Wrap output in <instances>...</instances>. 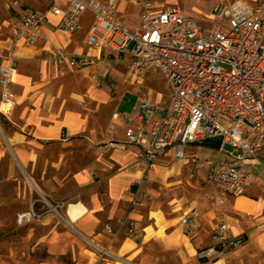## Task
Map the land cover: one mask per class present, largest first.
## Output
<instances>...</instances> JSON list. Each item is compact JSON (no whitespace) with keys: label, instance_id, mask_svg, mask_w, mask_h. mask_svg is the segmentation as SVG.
I'll use <instances>...</instances> for the list:
<instances>
[{"label":"crops","instance_id":"crops-1","mask_svg":"<svg viewBox=\"0 0 264 264\" xmlns=\"http://www.w3.org/2000/svg\"><path fill=\"white\" fill-rule=\"evenodd\" d=\"M141 1H117L122 21ZM11 19L0 25L5 50ZM88 20L84 16L72 34L49 18L39 40L14 50L16 105L0 122V264H199L222 219L230 229L228 250L206 264H264V145L245 192L227 197L224 205L207 196L217 195L207 168L172 151L147 169L140 148L124 142L125 125L113 118L115 112L132 114L122 109L118 79L120 73L124 83L129 57L121 54V63L106 66L105 58L115 55L85 44ZM49 42L98 60L69 76L56 75L44 61ZM186 155L210 160L219 152L193 143ZM45 200L80 204L81 211L74 218L68 211L62 219L48 215L42 222L15 223L22 211L44 210ZM184 216L195 225H183Z\"/></svg>","mask_w":264,"mask_h":264},{"label":"built area","instance_id":"built-area-1","mask_svg":"<svg viewBox=\"0 0 264 264\" xmlns=\"http://www.w3.org/2000/svg\"><path fill=\"white\" fill-rule=\"evenodd\" d=\"M117 1L49 0L44 9L27 10L20 18L8 20L11 43L6 50L0 47V114L9 116L16 105L15 48L39 40V28L49 18L56 19V28L74 34L81 29L84 16L90 15L84 42L115 55L105 58L106 66L122 62L120 56L125 54L129 58L124 82L134 91L142 92V82L152 70L162 74L169 89L166 101L142 93L132 114H113L125 125L124 142L140 148L147 169L167 151L197 168H207L208 181L217 192L207 196L217 203L224 205L227 197L242 195L249 184L250 167L261 164L259 151L264 145V0H219L199 18L179 6L159 9L146 1L135 29L122 22ZM97 60V56L71 53L53 42L44 56L56 75ZM212 139L218 143V158L189 160L186 149L190 144ZM45 205L41 212L18 213L15 223L42 222L48 215L62 219L73 203L45 200ZM181 223L195 225V219L184 216ZM106 229L112 231L110 225ZM229 233L223 219L215 224L209 244L200 253L206 263L228 250Z\"/></svg>","mask_w":264,"mask_h":264},{"label":"rangeland","instance_id":"rangeland-1","mask_svg":"<svg viewBox=\"0 0 264 264\" xmlns=\"http://www.w3.org/2000/svg\"><path fill=\"white\" fill-rule=\"evenodd\" d=\"M146 1L153 3L159 9L169 6H179L185 12L199 18L204 16L217 0H142L138 3L140 6L139 10H129L123 15L124 20L130 24L129 25L123 20L122 22L126 26H128L129 28L131 26V29H135L140 25L141 15L143 13L144 3ZM48 3L49 0H0V25L3 24L6 19H10L13 17L20 18L21 15L20 13H18L19 8L22 10L44 9L47 7ZM88 22L90 23V20H88ZM123 67L124 65H121V68ZM70 74H72V72H67L63 75V77L69 76ZM118 79L123 85L120 88V90L122 91V109L126 110L127 112H132L133 105L136 103L139 95H141L142 93H145L155 101H166L169 98L168 86L162 74L157 70H152L144 78L141 86L142 92L140 93L133 91V87L129 84L125 82L123 83L120 73L118 74ZM0 122L2 124L5 122V119L1 114ZM19 234L20 232H18V235ZM39 258L40 256H37L32 260L35 261Z\"/></svg>","mask_w":264,"mask_h":264},{"label":"bare ground","instance_id":"bare-ground-1","mask_svg":"<svg viewBox=\"0 0 264 264\" xmlns=\"http://www.w3.org/2000/svg\"><path fill=\"white\" fill-rule=\"evenodd\" d=\"M81 211V205H72L70 207L69 213L72 216V218H74L76 216L77 213H79Z\"/></svg>","mask_w":264,"mask_h":264},{"label":"trees","instance_id":"trees-1","mask_svg":"<svg viewBox=\"0 0 264 264\" xmlns=\"http://www.w3.org/2000/svg\"><path fill=\"white\" fill-rule=\"evenodd\" d=\"M203 144L204 145H209V146H212V147H216L218 145V143L216 141L213 142V141H209V140L203 142ZM199 264H206L205 259L201 258L199 260Z\"/></svg>","mask_w":264,"mask_h":264}]
</instances>
